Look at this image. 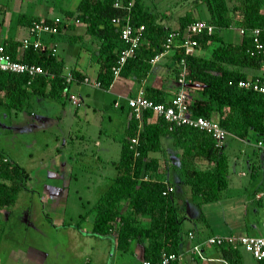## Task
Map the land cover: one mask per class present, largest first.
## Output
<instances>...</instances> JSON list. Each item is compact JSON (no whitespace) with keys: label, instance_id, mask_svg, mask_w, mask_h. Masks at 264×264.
Segmentation results:
<instances>
[{"label":"trees","instance_id":"trees-1","mask_svg":"<svg viewBox=\"0 0 264 264\" xmlns=\"http://www.w3.org/2000/svg\"><path fill=\"white\" fill-rule=\"evenodd\" d=\"M231 1L237 3L230 9ZM198 3L205 7L209 15L207 22L214 26V32L193 37L197 41L193 55H185L184 50L175 45L171 55L162 58L168 56L176 77L184 59L188 87L195 90L188 106L191 116L216 122L227 135L241 140L251 136L255 140L264 139V97L237 86L240 80L264 79V75L248 76L245 72L247 69L259 70L264 65V53L254 50L250 35L252 29H261L259 39L264 50V0H200ZM151 10L145 0H78L74 9L57 7L55 17L27 16L24 22L28 30L34 23L42 21L55 27L56 32L82 25L85 35L98 43L90 52V60L97 66L94 82L100 89L108 90L116 79V68H119L118 78L132 76L138 83L145 80L154 68L151 60L164 51L168 36L172 32H184L189 24L198 20L192 11L186 10L176 18L177 27L172 28L169 15ZM55 18L61 22L56 24ZM21 19L22 15L18 20L21 22ZM115 19L120 23H114ZM126 20L134 28L142 25L144 31L134 53L120 67V54L128 48L120 36L121 25ZM231 26L244 30L238 43L224 41L218 35V31ZM71 40L75 42L76 38ZM0 45L16 59L13 46ZM19 60L40 66L44 74L32 78L27 74L0 71V106L15 112L30 111L31 100L35 98L68 99L70 85L84 83L87 78L75 68L65 73L64 62L55 54V48L42 42L39 48L29 46L24 49ZM67 73L72 78L70 83H66ZM142 90L154 103L167 104V95L162 90L149 84ZM126 107L129 119L120 142L118 160L114 162L115 176L80 221L94 213L93 236L112 235L116 249L121 252H127L132 243L142 244L141 263L156 264L163 255L183 254L185 241L191 233V230L183 232L181 229L186 217L174 201L180 195L177 188L188 187L189 205L204 220L201 206L218 201L228 188V157L224 145L216 147L213 137L204 130L189 126H174L169 130L162 117L146 111L141 120H137L127 102ZM162 138H170L171 145L180 150L178 155L174 153L162 158L163 170L159 168L160 157L151 156L163 151ZM131 139H136V144ZM190 159L204 161L207 165L201 168L190 163ZM26 179L27 173L9 158L6 162L0 161V210L15 203L17 194L25 189ZM256 192L258 190L253 194ZM215 248L228 264H243L240 249ZM179 260L169 264H178ZM257 263L264 264V261Z\"/></svg>","mask_w":264,"mask_h":264},{"label":"crops","instance_id":"crops-1","mask_svg":"<svg viewBox=\"0 0 264 264\" xmlns=\"http://www.w3.org/2000/svg\"><path fill=\"white\" fill-rule=\"evenodd\" d=\"M77 1L0 0V43H7L8 47L13 46L15 57H21L20 42L29 34L24 17H55L57 15L52 13L53 8L62 7L71 10L75 8ZM21 15L23 19L20 22L18 19ZM176 18L172 20L173 25L170 23L171 21L169 22V26L172 28L177 27ZM78 26H75L74 29L61 30L53 36L42 35L40 39L43 45L55 48V54L64 62L65 73L71 68H75L85 74L88 79L93 78L95 80L97 66L91 62L90 52L97 48L98 43L95 39L85 35L83 26L79 29ZM75 30L78 32H74ZM236 30L238 33V28ZM72 37L76 38L75 42L71 40ZM240 40L241 37L238 34L237 41L233 43H238ZM169 53L171 55V52ZM196 53H199V51H196ZM80 57L86 60L85 64L87 70L92 71L91 75L83 69ZM167 57H164L165 61L161 64L157 65L156 63V65H153L152 72L142 82H136L132 76L125 79L116 78L107 90L118 99V101L114 100L113 107L119 109L120 112L126 111L124 129L129 119L126 100L128 97L135 95L140 89H143L146 84L165 92L168 100L177 93L176 76L172 71V63ZM261 70L264 71V65ZM251 71V69L245 70L248 76L256 75L250 74ZM77 84L84 85V83ZM95 88L100 89L99 87ZM186 90L192 98L194 95L191 89L189 91V88H186ZM35 99L31 100L35 110L24 115L29 123L34 125L35 122H40L45 125L43 123L47 119H60V116H53L49 112L55 104L43 102L44 99L42 98ZM119 100L122 102H119ZM94 101L98 104V97ZM14 125H18V123H14ZM238 140L252 144L255 148V139L254 143L248 139ZM255 151L253 157H247L249 160V162L246 161L248 173L240 170L242 166L239 164V159L235 158L232 164L228 162V172L230 170L233 173L238 172L236 175L239 178L245 177V179L237 183L239 188L234 183L232 187L236 186L233 189H228L231 187L228 178V188L224 191L223 197L216 202L201 206L200 213L204 220H201L199 212L189 205L187 213L191 223L187 230H191L195 238L193 240L186 239L182 250L183 256L178 264H220L216 260L222 258L216 248L204 247L203 249L205 256L213 260L210 262H201L194 254L188 252L192 245L198 243L197 240L210 236L264 235V196L256 197L262 193L264 194V161H261L260 158L262 153L256 148ZM0 153L7 156L27 173L25 189L17 194L15 203L0 210V264H141L142 244L132 243L127 252H121L116 249L112 235L104 237L91 234L94 213L87 214L86 218L80 221L81 216L85 213V207L89 209L93 205L95 200L107 189L115 174L106 176L105 183L102 182L98 185L87 181L77 183L72 181L73 178L75 180V177L72 176L73 170L70 166L57 164L53 167L51 165L44 167L40 162L38 166L26 169L20 162L11 159L3 150H0ZM166 153H168V156H170L169 154L173 156L174 153L178 155L180 150L170 144V148H167ZM255 153L258 154V157ZM160 155H163L162 157L167 156L163 151L151 154L152 157H160ZM158 163L159 168L163 170V159L160 158ZM191 163L201 168H205L207 165L204 161L194 159ZM253 175H256L255 178H253ZM30 176L33 178L32 181ZM257 176H259V183L257 186L251 187V181L255 180ZM30 183L31 189H28ZM181 189L180 196L174 200L180 206L184 204L183 199H186V202L190 199L187 193L189 192L188 187H182ZM94 190L99 191L95 193V196H93ZM257 190L258 192L254 195L253 192ZM71 195L76 196L77 202L81 200L83 195L85 199L80 206L79 202L69 205ZM181 201L183 203H180ZM80 208H82V212ZM139 220L144 221L142 218ZM240 254L244 264L242 253Z\"/></svg>","mask_w":264,"mask_h":264},{"label":"rangeland","instance_id":"rangeland-1","mask_svg":"<svg viewBox=\"0 0 264 264\" xmlns=\"http://www.w3.org/2000/svg\"><path fill=\"white\" fill-rule=\"evenodd\" d=\"M54 1V0H52ZM200 0H145L146 4L152 9L153 12L163 13L166 16L171 17V24L177 16L182 15L186 10L192 11L195 18L208 21V13L204 6H201L198 2ZM237 2H229V8L235 5ZM53 8V7H52ZM264 11V5L262 7ZM54 14H57L56 9L53 8ZM82 27V25L78 26ZM78 32V31H74ZM236 27L231 26L229 29L218 31V35L222 37L224 41L236 42L238 39ZM81 61L83 69L91 75L92 71L87 70L86 60L82 57ZM164 58H161L157 62V65L161 64ZM156 65V63L154 64ZM154 67V66H153ZM250 74L264 75V71L252 70ZM91 78V77H90ZM93 78L89 79L86 84L72 83L69 89V95H74L79 101L78 105H73L70 100L65 98L64 100H50L46 98L43 102H49L55 104L51 107L49 112L55 116H60L58 120H50L42 125L40 122H35L34 125L29 123L28 119L24 116L27 111L15 112L8 108L0 106V150L7 153L11 159L20 162L26 169L36 167L42 162L44 167L51 165L57 166V164L67 165L72 167L73 182L84 183L94 182V185L105 183V177L115 174L114 162L118 160L120 153V142L124 137L125 126V110L119 111L114 108V100L118 99L113 96L107 90L95 88ZM191 89L193 95L195 90ZM98 97L99 103L96 104L94 99ZM36 101V99H35ZM119 102H122L119 100ZM8 109V110H7ZM35 110L31 105V110L28 113ZM14 113V114H13ZM56 121V122H54ZM18 123V125H14ZM20 123V124H19ZM14 126H13V125ZM31 124V125H30ZM255 138L248 137V140L254 143ZM170 138L161 139V148L165 155L168 153L167 148H170ZM255 148L252 144H248L245 141H240L230 135L226 136L224 141V152L227 154L228 162L233 163L236 159L240 160V170L248 173L247 159L248 156H254ZM256 152V151H255ZM259 153V152H257ZM261 154V153H260ZM258 157V154L255 153ZM163 155H160V158ZM32 157V158H31ZM261 161H264V154L261 155ZM259 158V160H260ZM258 159V158H256ZM190 163L192 159L189 160ZM247 161V162H246ZM48 164V165H47ZM238 173V172H237ZM228 172V178L232 185L241 182L245 177H238L236 174ZM260 176V175H259ZM259 176L251 181V187L257 186L259 183ZM31 181L33 180L32 176ZM168 178L171 179L170 174ZM30 178L28 179V181ZM249 183V182H248ZM247 183V185H248ZM255 184V185H254ZM239 184H237V187ZM182 187L177 188V194H180ZM239 188V187H238ZM31 189V183L28 186ZM251 189V188H250ZM99 192L94 190L95 193ZM189 195V192H187ZM225 192L222 193V197ZM92 196V195H91ZM90 196V197H91ZM180 196V195H179ZM190 197V195H189ZM96 198V197H95ZM186 198V197H185ZM85 199L83 195L81 200L77 202L76 196L70 197L69 205L81 204ZM93 199V197H92ZM180 206V211L186 217L182 222L181 229L184 232L190 227L191 221H189L187 209L189 208V201ZM220 200V199H219ZM180 203H183L182 201ZM81 212H82V208ZM88 207H85V211ZM244 264H257V262L251 257V255L242 250Z\"/></svg>","mask_w":264,"mask_h":264},{"label":"built area","instance_id":"built-area-1","mask_svg":"<svg viewBox=\"0 0 264 264\" xmlns=\"http://www.w3.org/2000/svg\"><path fill=\"white\" fill-rule=\"evenodd\" d=\"M55 23L61 22L60 19L55 18ZM114 23L119 24L120 20L115 19ZM120 36L128 44V48L120 54L119 66L121 67L126 59L131 56L137 48L144 27L142 25L134 28L128 20L121 25ZM214 26L205 20H196L189 24L184 32H172L164 44V51L161 54L156 55L151 63L154 65L163 56L168 54L173 47L178 46L184 50L185 55H193L195 48L197 47V41L193 38L197 35L206 33L211 34L214 32ZM264 31V28H262ZM28 36L21 40L20 48L23 52L29 46L39 48L41 46L40 37L42 35H50L56 33L55 27L43 23L42 21L34 23L28 30ZM238 33L240 37L244 35V30L239 29ZM261 29L255 28L250 31V35L253 37L254 50L256 52L264 53L263 46L260 42L259 35ZM181 68L176 77V83L178 85V91L175 93L167 102V104L154 103L144 96L143 90L140 89L135 95L128 97L126 102L128 107L131 109L137 120H141L144 112L150 111L153 114L162 117L169 125L168 129L171 130L174 126H189L204 130L209 133L216 142V147H222L226 139L227 133L224 131L216 122L207 120L202 117H193L189 112V102L191 100L186 88L188 87L189 81L186 80V68L184 65V59L181 60ZM0 71L16 74H27L29 77H36L37 75L44 74L43 69L40 66L27 64L19 60V58H12L9 53L6 52L5 48L0 45ZM119 68L114 70L115 77L118 78ZM72 81L71 75L66 74V83ZM84 83H88L89 79L83 80ZM95 86L98 87L97 83ZM237 86L243 89H250L264 97V79H246L237 82ZM68 100L73 105H78L79 101L74 95H69ZM136 144V139L130 140ZM255 148L264 154V139H258L255 141ZM7 157L0 155V161L6 162ZM171 190V188H168ZM264 194L257 195V198L263 197ZM190 240L194 238V234L191 232L188 234ZM218 246H230L233 249H240L248 252L256 262L264 261V235L260 236H210L202 242L192 245L189 249L190 254H194L201 261H213L205 256L203 253L204 247L215 248ZM183 254L176 256L174 254L163 255L162 260L156 264H169L170 262L181 259ZM220 264H228L224 259L216 260ZM141 264H150L147 261H143Z\"/></svg>","mask_w":264,"mask_h":264}]
</instances>
